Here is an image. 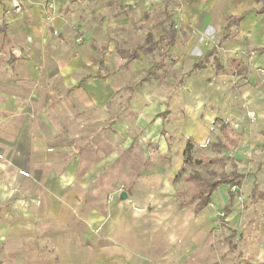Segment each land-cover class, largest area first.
Instances as JSON below:
<instances>
[{"label": "crops", "instance_id": "crops-1", "mask_svg": "<svg viewBox=\"0 0 264 264\" xmlns=\"http://www.w3.org/2000/svg\"><path fill=\"white\" fill-rule=\"evenodd\" d=\"M47 1L0 0V164L7 162L6 147H11L15 152L14 163H31L30 168L23 165L17 168L18 190H40L37 194L33 193L36 196L30 200L20 197L11 202L15 242L21 248L35 241L48 244L46 251L37 249L36 254L31 251L29 257L37 261L38 257L45 256L48 264H181L184 207L163 196L172 195L167 185L155 191L149 183H140L133 186L130 193L118 188L119 198L124 191L128 199L111 202V194L118 190L114 186L119 181L118 166L115 165L122 160L120 155L126 153L132 140L130 105L125 108L122 117L111 120L103 130V120L110 117L109 110L114 107H108L109 102L118 98L117 94L122 88L117 75L111 73V67L118 63L119 50L112 42L104 40V36L122 27L114 18H122L123 10L136 7L137 17L145 14V1L55 0L53 8L48 7ZM147 1L149 4L151 0ZM169 2L171 0H163L165 15ZM177 2L181 5L185 31L190 36L188 49L194 47L198 34L202 35L200 40L210 34L213 36L210 43L202 41L199 48L202 55L187 70L180 91L184 111L181 132L189 137L183 142H171L168 135L162 134V113L167 106L151 102L146 107L147 99L140 107L144 112L137 115L135 122L140 129L146 130L145 135L159 146L161 152L178 149L180 153L174 156V177L182 166V153L188 139H192L197 146L209 133L210 127L200 122L203 116L206 115V120L211 124L219 126L217 121H226L230 112L242 109L245 96L250 98V105L257 112L264 113V74L257 76V70L254 71L256 68L264 70V0L174 1ZM108 9L110 12L113 10L110 24L106 13ZM136 16L130 17V20ZM176 29L169 22L156 39L148 32L145 42L128 50L119 49L126 52V55L122 54L123 57L131 61L127 58V52L140 44L157 42L148 53L163 41L171 47L175 44ZM193 31L196 34L193 35ZM220 51L223 56L226 55V64L222 62ZM139 53L148 54L138 52V58ZM230 59L241 60L246 72H233ZM157 66L152 65L145 73H152ZM234 77L239 83H248L246 87L241 86V93L238 83L234 85L229 82L232 78L234 81ZM190 78H195L196 82L203 81L194 100L190 98ZM255 81H260V85H256ZM62 98L72 104L66 107L68 113H82V122L89 118L91 129L95 131L91 136L95 148L94 165L82 173L77 172V165H71L78 161L70 157L58 171L52 169L44 172L34 167L48 159L45 147H58L62 142L55 135L45 142L30 139L28 130H32V126H29V118L19 126L15 143L8 142L1 135L3 126L11 122L14 116L44 114ZM103 137L110 149L98 157L97 151H102ZM241 138L240 145L232 152L235 165L245 160L242 152L248 144L244 137ZM262 161V158L258 159V162ZM163 169L160 167L152 175L160 177L165 174L166 177V170ZM6 177L0 168V180ZM76 188L84 199L71 202V190ZM231 188L222 184L216 189L220 192L215 201L226 202L221 211L229 203ZM54 190L64 191L65 196L68 194L67 199H51L55 195ZM234 190H250L264 203V167L255 174H244L240 187ZM39 194L41 198H38ZM87 196L89 198L85 199ZM231 211L232 208L229 213ZM25 229L31 234L23 233ZM6 237L0 236L3 240ZM189 237L192 242L198 243L196 235ZM162 241L167 243V249H158V243ZM21 254V258H25L29 253L22 251ZM248 255H251L250 262L246 264H264V229L256 249Z\"/></svg>", "mask_w": 264, "mask_h": 264}, {"label": "rangeland", "instance_id": "rangeland-1", "mask_svg": "<svg viewBox=\"0 0 264 264\" xmlns=\"http://www.w3.org/2000/svg\"><path fill=\"white\" fill-rule=\"evenodd\" d=\"M144 1L146 4L145 14L141 13L137 17L135 15V12H137L136 7H129L127 11L123 10L122 18H114L115 22L122 27L113 29V31L108 32L104 36V40L108 43L112 42L119 50V53H117L118 63L111 67V73L117 75L122 88L117 94L118 98L109 102L108 107H111L110 105L114 107L109 110L110 117L103 120V130L111 120L116 121L122 117L121 114L130 105V138L132 141L130 148L126 149V153H121L120 158L122 160L115 165L116 167L118 166L116 171L119 181L114 188L124 189L130 193L132 187L137 184L140 185V183H149L155 191L161 190L167 185V190H170L172 195L163 194V196L167 197L170 202L179 204L180 200L176 196V191L187 192L188 190V184L184 179L179 178L176 182L173 181L176 163L174 156L180 152L177 151L178 149L176 150L177 152L174 149L161 152L159 146L145 135L146 130L140 129L135 122L137 115L144 112L140 107L147 99L145 101L146 107H149L151 102L167 106L166 111L162 113V134L168 135L171 142L176 140L183 142L189 137H186L181 132L184 111L183 105L180 103V91L182 90L181 87L184 86L187 70L202 55L199 49L202 41L205 43L204 40H206V44L210 43L213 36L210 34L204 37L205 39L200 40L202 35L198 34L195 38L196 44L192 49H188L187 42L190 36L185 31L186 26L181 18V5L178 4L180 2L174 3L176 0H171L166 7L167 15H165L163 12V0H151L149 4V1ZM108 12H110L109 9L106 10V13L110 24L113 12ZM133 16H136L135 19L130 20V17ZM169 22L177 28L173 46L168 47L163 41L152 52L148 54L139 53L138 59L128 61L123 57L126 52L122 53L121 51L131 49L137 44L145 42L148 32H151L153 38L156 39L162 33L163 26H166ZM192 34L194 35L196 32L193 31ZM119 48L122 50L120 51ZM221 59L223 64H226V55L223 56L222 52ZM154 64H158V66L155 67L152 73L146 74V70ZM254 71L257 76L258 74H264V70H261V68H256ZM232 79H230V83L234 85L238 83L240 87H246L247 82L240 81L241 83H239L237 82V77H234V81ZM188 80V85L191 87L190 98L194 100L199 95V87L203 84V81L196 82L195 78ZM255 84L260 85V81H255ZM241 92L242 87L241 89L239 88V93ZM144 95L146 98H144ZM243 101L242 109L240 111L234 109L226 116L225 120L233 130L240 133L247 141L248 145L242 152V157L245 160H242L241 164H236L235 167L238 171L248 175L255 174L256 171L264 167V113L257 112L255 107L250 105L248 96L243 97ZM70 104L68 100L62 98L57 103H53L51 109L44 111V114L14 116L11 122L3 126L4 132L1 135L8 142L15 143L19 134V126L24 119L29 118V126H32V130H28L30 139L37 142H45L49 137L55 135L62 142L58 147H45L48 159L45 162L34 165V167H38L39 170L44 172L52 169L58 171L67 164L64 161L70 157L72 160L78 161L71 165H77V172L82 173L94 165L95 148L91 141V136H94L95 131L91 129L89 118L86 122H82L80 119V116H83L82 113L79 114L78 111H75L74 115L68 113L66 107H70L72 105ZM250 112L253 113L252 117L249 116ZM200 122L206 127H210V130L203 142L201 144L197 143L196 154L214 156L223 153V150L219 147L218 126L211 124V121H207L206 115L201 118ZM51 128L54 130H51ZM98 132L99 128L97 126V135ZM109 149L110 146L105 141V137H103L102 151H97V156H103ZM6 151L7 162L0 164V168L7 175L6 179L0 180V236L6 235L7 237L4 240L0 238V264H31L34 261L36 264H48L45 256L38 257L37 261L29 258L31 251H35V254L37 249L46 251L48 244L44 245L35 241L26 243L21 248L15 242L14 212L11 211L13 210L11 202L20 197L30 200L40 190H23V192L26 191L25 195L22 190H18L16 187L17 168L22 165L30 168L31 163H14L15 152L11 147H6ZM259 157L263 159L261 163L258 162ZM160 167L166 170V177L165 174L160 177L152 175ZM232 168L233 165L227 163L225 172L229 173ZM194 169L210 178H217L220 173V169L215 166L192 168V170ZM1 173L3 172L1 171ZM253 184L255 185V181ZM119 189L111 194V202H121L128 199V196L124 200L119 198ZM54 191L55 195L51 199L55 201L67 199L68 194L65 196L64 191L62 193L58 192L59 190ZM57 192L59 194H56ZM218 192L220 190H216L212 194L211 201L197 214L193 211L194 204L184 207L181 264H246L250 262L251 255L248 254H252L256 249L264 229L263 200L256 193L250 192V190H234L233 203L231 204L232 211L228 215H223L221 208L226 202L215 201ZM33 193L36 194L34 195ZM39 196L40 194L38 198ZM42 196L45 198V194ZM88 198L89 196L85 199ZM188 198V196H185L184 200L187 201ZM35 199L37 197L33 200ZM82 199H84V195L78 192L77 188L71 190V202L82 201ZM23 233L31 234L27 229ZM190 235H196L198 243L192 242ZM166 246L167 243L163 241L158 243V249L160 250L162 248L167 249ZM22 251L29 253L27 257L21 258Z\"/></svg>", "mask_w": 264, "mask_h": 264}, {"label": "trees", "instance_id": "trees-1", "mask_svg": "<svg viewBox=\"0 0 264 264\" xmlns=\"http://www.w3.org/2000/svg\"><path fill=\"white\" fill-rule=\"evenodd\" d=\"M262 10L264 11V3L262 5ZM156 44L157 42L155 41H150L149 44H140L134 50L127 52V58L129 60L136 59L138 58V52L148 53ZM262 50H264V48H262ZM229 65L235 73L244 74L246 72V67L242 64L241 60L230 59ZM217 122L219 123V147L223 150V153L214 156L196 154V143L192 139H188L182 153V166L177 171L173 180L176 182L179 178H182L188 184L187 192L182 190L176 191V196L180 200L179 206L181 208L189 204H194L193 211L195 214L207 206L211 201L212 194L220 185L227 184L229 187H240L244 178V174L236 169L235 159L232 156V152L240 145L242 138L230 127L228 122L224 120H219ZM227 163L233 165L229 173L225 172ZM208 166H215L220 169L217 178L206 177L199 171L195 169L192 170V168ZM233 191L234 189L229 190V203L222 209L221 213L223 215L230 212L234 198ZM185 196L189 197L187 201L184 200ZM262 196L264 197V195Z\"/></svg>", "mask_w": 264, "mask_h": 264}, {"label": "built area", "instance_id": "built-area-1", "mask_svg": "<svg viewBox=\"0 0 264 264\" xmlns=\"http://www.w3.org/2000/svg\"><path fill=\"white\" fill-rule=\"evenodd\" d=\"M54 3H55V0H48L47 1V5H48L49 8H53L54 7ZM249 116L252 117L253 116V113L250 112L249 113ZM232 189H234V187H232Z\"/></svg>", "mask_w": 264, "mask_h": 264}, {"label": "water", "instance_id": "water-1", "mask_svg": "<svg viewBox=\"0 0 264 264\" xmlns=\"http://www.w3.org/2000/svg\"><path fill=\"white\" fill-rule=\"evenodd\" d=\"M126 197H127L126 192L122 191L121 194H120V198H121V199H124V198H126Z\"/></svg>", "mask_w": 264, "mask_h": 264}]
</instances>
